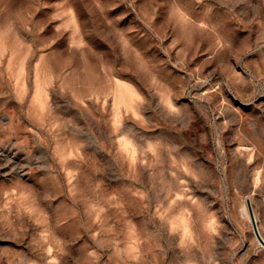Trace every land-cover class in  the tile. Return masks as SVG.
<instances>
[{
	"label": "rangeland",
	"instance_id": "rangeland-1",
	"mask_svg": "<svg viewBox=\"0 0 264 264\" xmlns=\"http://www.w3.org/2000/svg\"><path fill=\"white\" fill-rule=\"evenodd\" d=\"M264 0H0V264H264Z\"/></svg>",
	"mask_w": 264,
	"mask_h": 264
},
{
	"label": "water",
	"instance_id": "water-1",
	"mask_svg": "<svg viewBox=\"0 0 264 264\" xmlns=\"http://www.w3.org/2000/svg\"><path fill=\"white\" fill-rule=\"evenodd\" d=\"M248 204H249V208H250L251 220L253 221L252 224H253L254 232H255L257 238H259V241L261 242V244L264 246V239H262V236L260 235V232L258 230L257 223H256L257 221L255 218V215H254V212L252 209V204H251L250 200L248 201Z\"/></svg>",
	"mask_w": 264,
	"mask_h": 264
},
{
	"label": "bare ground",
	"instance_id": "bare-ground-1",
	"mask_svg": "<svg viewBox=\"0 0 264 264\" xmlns=\"http://www.w3.org/2000/svg\"><path fill=\"white\" fill-rule=\"evenodd\" d=\"M260 235H261V233H260Z\"/></svg>",
	"mask_w": 264,
	"mask_h": 264
}]
</instances>
